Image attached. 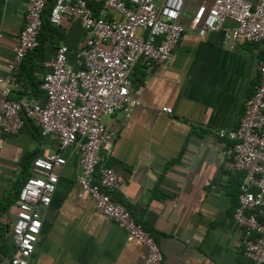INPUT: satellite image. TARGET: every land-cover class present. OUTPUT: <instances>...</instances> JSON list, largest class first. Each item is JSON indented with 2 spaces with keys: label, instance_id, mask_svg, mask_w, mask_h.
Here are the masks:
<instances>
[{
  "label": "crops",
  "instance_id": "1",
  "mask_svg": "<svg viewBox=\"0 0 264 264\" xmlns=\"http://www.w3.org/2000/svg\"><path fill=\"white\" fill-rule=\"evenodd\" d=\"M213 1L183 0L179 23L186 30L169 60L151 68L137 63L131 72L130 92L139 105L102 117L114 133L103 166L111 167L120 181L111 196L150 233L162 264H253L244 255L242 231L233 219L242 175L226 166L231 142L217 133L238 126L259 83L264 42L223 44L222 32L200 38L191 26ZM23 4L24 0H0L2 80L24 25ZM83 40L78 21L63 19L55 31L44 34L41 51L26 55L10 97L43 105L38 81L50 70L56 48L66 46L68 59L74 61ZM163 107L171 108L172 114L163 113ZM55 152L57 139L42 137L33 127L16 135L0 132V261L13 253V235L2 216L8 207L14 224L16 187L34 174V159ZM60 153L66 163L56 171L50 205L41 211V235L29 264H143L145 247L128 241L80 188L76 151Z\"/></svg>",
  "mask_w": 264,
  "mask_h": 264
},
{
  "label": "built area",
  "instance_id": "2",
  "mask_svg": "<svg viewBox=\"0 0 264 264\" xmlns=\"http://www.w3.org/2000/svg\"><path fill=\"white\" fill-rule=\"evenodd\" d=\"M48 0H24V25L19 32L14 59L7 76L0 79V132L16 135L30 119L43 137L57 139L59 152L33 160L34 174L23 182L12 229L13 253L0 264H29L42 230L41 211L50 205L58 183L56 171L65 165L61 151H76L80 188L92 199L96 211L122 229L128 241L146 249L143 264H162L153 237L137 223L131 211L112 198L120 185L115 171L106 163L114 133L102 117L139 105L131 96V72L137 63L151 68L165 64L179 44L185 28L179 23L183 0H54L49 22L78 21L84 40L74 57L59 46L49 62L40 89L43 105L26 97L11 98L26 55L39 46L42 14ZM90 5H94L97 12ZM234 23L226 27V22ZM191 29L200 38L222 32L223 44L242 40L264 42V0H214L201 9ZM163 113L172 109L163 107ZM231 142L226 166L242 175L233 219L242 231L245 257L264 264V60L259 65V83L245 103L239 124L217 133Z\"/></svg>",
  "mask_w": 264,
  "mask_h": 264
},
{
  "label": "trees",
  "instance_id": "3",
  "mask_svg": "<svg viewBox=\"0 0 264 264\" xmlns=\"http://www.w3.org/2000/svg\"><path fill=\"white\" fill-rule=\"evenodd\" d=\"M53 6H54V0H48L47 1V4H46V6H45V9L43 10V14H42V27H41V31H40V34H39V36H38V41H39V46H38V48L37 49H35L34 51H32L33 53H36V52H39V51H41L42 50V48H43V46H42V44H43V37H44V34H47L48 32H51V31H55V26L54 25H52L50 22H49V14H50V11H51V9L53 8ZM90 6H92L93 8H94V11L95 12H97V9H96V7L94 6V5H90ZM56 50H57V48H56ZM30 53V52H29ZM28 53V54H29ZM21 68V67H20ZM44 76V75H43ZM32 81V80H31ZM41 81H42V79H40L39 81H38V86L40 87V84H41ZM32 84H33V82H32ZM26 127H33L34 129H36L37 130V133L39 134V135H41V133H40V130L38 129V127H36V125L34 124V122L32 121V120H30V119H25V122H24V127H23V129L24 128H26ZM22 129V130H23ZM21 130V131H22ZM42 136V135H41ZM43 137V136H42ZM29 177V176H28ZM27 180V177L25 178V181ZM24 181V182H25ZM240 185V184H239ZM21 187H22V184L21 185H18L17 187H16V190H15V196H14V199L15 200H18V196H19V193H20V189H21ZM238 188H239V186H238ZM238 196V195H237ZM128 209V208H127ZM145 230V229H144ZM146 231V230H145ZM148 232V231H147ZM148 234L150 235V233L148 232ZM14 246V244H12V247Z\"/></svg>",
  "mask_w": 264,
  "mask_h": 264
},
{
  "label": "rangeland",
  "instance_id": "4",
  "mask_svg": "<svg viewBox=\"0 0 264 264\" xmlns=\"http://www.w3.org/2000/svg\"><path fill=\"white\" fill-rule=\"evenodd\" d=\"M5 205V203H4ZM7 211L5 213H3V216H2V221L5 222V227H9L10 229V232H12V229H13V225H12V221H11V217H10V214L8 213V207L6 209ZM9 232V233H10ZM9 242V240L7 241Z\"/></svg>",
  "mask_w": 264,
  "mask_h": 264
}]
</instances>
